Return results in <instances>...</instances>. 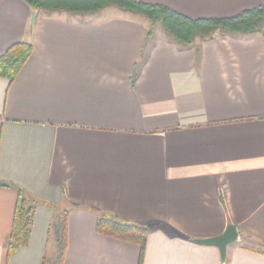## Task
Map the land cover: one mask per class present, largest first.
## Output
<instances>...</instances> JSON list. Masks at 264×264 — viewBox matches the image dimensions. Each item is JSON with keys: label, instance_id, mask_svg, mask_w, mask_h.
I'll use <instances>...</instances> for the list:
<instances>
[{"label": "crops", "instance_id": "crops-1", "mask_svg": "<svg viewBox=\"0 0 264 264\" xmlns=\"http://www.w3.org/2000/svg\"><path fill=\"white\" fill-rule=\"evenodd\" d=\"M142 1L191 18L264 3ZM107 9L0 0V54L33 46L11 83L0 76V182L13 186H0V264H57L62 209L60 264H138L136 244L96 231L99 211L149 228L142 264H264V35L179 50L159 23ZM15 188L40 203L28 243L7 256ZM229 224L238 237L224 259L193 241Z\"/></svg>", "mask_w": 264, "mask_h": 264}, {"label": "trees", "instance_id": "trees-1", "mask_svg": "<svg viewBox=\"0 0 264 264\" xmlns=\"http://www.w3.org/2000/svg\"><path fill=\"white\" fill-rule=\"evenodd\" d=\"M33 10L66 11L75 14L95 13L105 7H115L124 12H130L146 17L151 24L159 23L169 41L179 50L196 47V39H210L222 34L264 35V3L245 9L240 13L227 17L191 18L167 5L147 3L142 0H23ZM152 34L151 29L148 35ZM197 48V47H196ZM195 48V49H196ZM31 42H16L0 54V76L11 83L32 52ZM142 49L141 57L136 64L138 70L146 61L147 53ZM0 186L13 187L0 182ZM17 192L12 226L7 236V256L28 243L34 209L38 203L20 188ZM54 210V206H51ZM61 214L54 216L52 228L56 232L57 258L60 264L66 249V214L67 209L59 210ZM95 229L99 234L113 237L139 247L138 264L146 245L149 228L144 224L120 219L113 214L99 211L96 215Z\"/></svg>", "mask_w": 264, "mask_h": 264}, {"label": "water", "instance_id": "water-1", "mask_svg": "<svg viewBox=\"0 0 264 264\" xmlns=\"http://www.w3.org/2000/svg\"><path fill=\"white\" fill-rule=\"evenodd\" d=\"M238 234L234 225L229 224L225 230L216 236L202 239H194L193 241L206 246H214L218 248L220 258L224 259L226 246L237 240Z\"/></svg>", "mask_w": 264, "mask_h": 264}, {"label": "rangeland", "instance_id": "rangeland-1", "mask_svg": "<svg viewBox=\"0 0 264 264\" xmlns=\"http://www.w3.org/2000/svg\"><path fill=\"white\" fill-rule=\"evenodd\" d=\"M107 10H114L113 9V7H109V9H107ZM116 10V9H115ZM106 12V11H105ZM91 17V16H90ZM83 18H87V17H83ZM161 27H159V29H160ZM161 31H162V28H161Z\"/></svg>", "mask_w": 264, "mask_h": 264}]
</instances>
